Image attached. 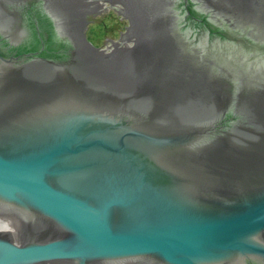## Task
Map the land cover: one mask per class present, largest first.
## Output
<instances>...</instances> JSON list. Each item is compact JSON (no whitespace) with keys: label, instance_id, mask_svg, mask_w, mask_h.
I'll use <instances>...</instances> for the list:
<instances>
[{"label":"water","instance_id":"water-1","mask_svg":"<svg viewBox=\"0 0 264 264\" xmlns=\"http://www.w3.org/2000/svg\"><path fill=\"white\" fill-rule=\"evenodd\" d=\"M0 0V264H264V0Z\"/></svg>","mask_w":264,"mask_h":264},{"label":"bare ground","instance_id":"bare-ground-1","mask_svg":"<svg viewBox=\"0 0 264 264\" xmlns=\"http://www.w3.org/2000/svg\"><path fill=\"white\" fill-rule=\"evenodd\" d=\"M88 4V6L91 9L92 16H93V23L94 19L105 12H109L110 9H115L116 13L122 16L123 21H126V32L121 33L120 37L116 39V41L108 39L111 44L105 43L104 46L98 47L96 45H93L96 48H101L102 53H111L116 51H122L125 50L128 46H130L135 41V29L134 25L131 26L130 21L128 20V17L126 16V8L123 5L122 0H85ZM113 9V10H114ZM97 20V18L95 19ZM91 21V22H92Z\"/></svg>","mask_w":264,"mask_h":264},{"label":"rangeland","instance_id":"rangeland-1","mask_svg":"<svg viewBox=\"0 0 264 264\" xmlns=\"http://www.w3.org/2000/svg\"><path fill=\"white\" fill-rule=\"evenodd\" d=\"M114 9V8H113ZM98 15L87 27L88 43H93L98 47L111 44L108 39L116 41L121 33L126 32V21L116 13L115 9Z\"/></svg>","mask_w":264,"mask_h":264}]
</instances>
